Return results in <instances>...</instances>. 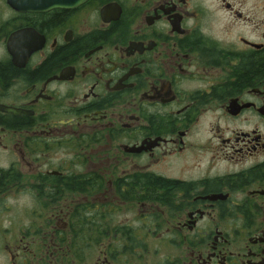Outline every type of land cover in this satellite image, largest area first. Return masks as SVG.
Segmentation results:
<instances>
[{
	"label": "flooded vegetation",
	"instance_id": "flooded-vegetation-1",
	"mask_svg": "<svg viewBox=\"0 0 264 264\" xmlns=\"http://www.w3.org/2000/svg\"><path fill=\"white\" fill-rule=\"evenodd\" d=\"M0 264H264V0H0Z\"/></svg>",
	"mask_w": 264,
	"mask_h": 264
},
{
	"label": "water",
	"instance_id": "water-1",
	"mask_svg": "<svg viewBox=\"0 0 264 264\" xmlns=\"http://www.w3.org/2000/svg\"><path fill=\"white\" fill-rule=\"evenodd\" d=\"M87 0H9L11 5L20 10H42L55 7H76Z\"/></svg>",
	"mask_w": 264,
	"mask_h": 264
}]
</instances>
